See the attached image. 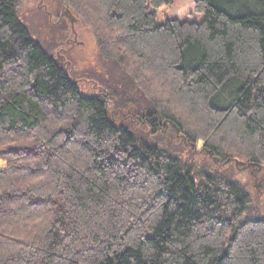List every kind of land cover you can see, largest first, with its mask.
Masks as SVG:
<instances>
[{
	"label": "trees",
	"instance_id": "trees-1",
	"mask_svg": "<svg viewBox=\"0 0 264 264\" xmlns=\"http://www.w3.org/2000/svg\"><path fill=\"white\" fill-rule=\"evenodd\" d=\"M174 2L61 0L133 84L86 95L0 0V264H264V0Z\"/></svg>",
	"mask_w": 264,
	"mask_h": 264
},
{
	"label": "rangeland",
	"instance_id": "rangeland-1",
	"mask_svg": "<svg viewBox=\"0 0 264 264\" xmlns=\"http://www.w3.org/2000/svg\"><path fill=\"white\" fill-rule=\"evenodd\" d=\"M66 10H68V7L62 5L61 0H20V17L29 26L34 37L49 48L55 57H57V53L61 48H69L73 45L68 55L70 65L65 66V68L79 79V86L86 95L100 93L99 86L103 87L108 83L118 87L129 84V78L119 68L117 69L109 63L100 52L93 28L87 25L76 12L70 10L77 19L72 25L70 19L64 14ZM157 15L158 21L161 23L165 22L167 16L181 22H202L205 19L204 13L197 12L194 0H175L172 5H166L157 10ZM90 76L96 78L91 79ZM127 92H130L128 86ZM199 145L198 147L193 146L196 164H203V162L206 164L215 163L214 158L209 153L202 152V146ZM185 147L192 149L189 144ZM182 151L183 148L180 153ZM238 160L242 161L241 159ZM240 177L244 180V183L247 182L250 185L253 198L258 203L262 202L264 204V195L260 196L254 181L248 182L246 180L247 175Z\"/></svg>",
	"mask_w": 264,
	"mask_h": 264
},
{
	"label": "flooded vegetation",
	"instance_id": "flooded-vegetation-1",
	"mask_svg": "<svg viewBox=\"0 0 264 264\" xmlns=\"http://www.w3.org/2000/svg\"><path fill=\"white\" fill-rule=\"evenodd\" d=\"M74 32H75V30H74ZM75 35H76V33H75ZM76 39H77V35H76ZM72 46L73 45H71V47H69V48L63 47L57 53L56 59L63 66L70 65V61L68 60V55H69V52L71 51ZM214 161H215V164H217L218 166H220V165L223 166V163H221L218 159H214ZM243 162H244L243 164H239V165L236 164V161H234L233 163H234L236 169L240 173L249 176V178L254 181L255 187L258 188L260 196H263L264 195V167L259 166V165H258L259 167H257L255 164H253L249 161H243Z\"/></svg>",
	"mask_w": 264,
	"mask_h": 264
},
{
	"label": "water",
	"instance_id": "water-1",
	"mask_svg": "<svg viewBox=\"0 0 264 264\" xmlns=\"http://www.w3.org/2000/svg\"><path fill=\"white\" fill-rule=\"evenodd\" d=\"M64 14L70 19L71 23L74 24L75 21L77 20L76 17L72 14V12L68 9L64 12ZM244 162L243 161H240V160H237L236 159V164L239 165V164H243Z\"/></svg>",
	"mask_w": 264,
	"mask_h": 264
}]
</instances>
